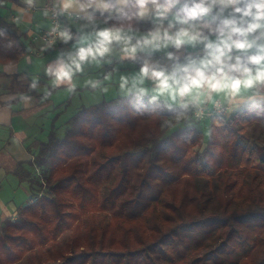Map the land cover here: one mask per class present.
<instances>
[{
  "label": "trees",
  "instance_id": "1",
  "mask_svg": "<svg viewBox=\"0 0 264 264\" xmlns=\"http://www.w3.org/2000/svg\"><path fill=\"white\" fill-rule=\"evenodd\" d=\"M0 31L2 58L27 52L1 17ZM239 108L210 117L206 137L191 105L175 114L118 97L79 108L62 137L56 115L30 168L15 171L32 201L0 225V264L45 246L51 264H264V139L249 146L237 128L264 123V106Z\"/></svg>",
  "mask_w": 264,
  "mask_h": 264
},
{
  "label": "clouds",
  "instance_id": "2",
  "mask_svg": "<svg viewBox=\"0 0 264 264\" xmlns=\"http://www.w3.org/2000/svg\"><path fill=\"white\" fill-rule=\"evenodd\" d=\"M57 3L53 14L72 17L77 27L73 31L57 24L51 29L52 42L56 37L64 44L73 42L71 50L44 69L53 89L66 86L74 92L77 74L86 66L113 64V53L118 52L119 62L139 64L134 74L119 77V90L133 107L147 100L154 109L180 114L214 97L232 103L245 94L253 108L264 106V0ZM116 71L113 67L103 79H111ZM101 83L85 81L92 89ZM37 87L34 78L31 88Z\"/></svg>",
  "mask_w": 264,
  "mask_h": 264
},
{
  "label": "crops",
  "instance_id": "3",
  "mask_svg": "<svg viewBox=\"0 0 264 264\" xmlns=\"http://www.w3.org/2000/svg\"><path fill=\"white\" fill-rule=\"evenodd\" d=\"M49 6L58 8L57 0H33L32 4L27 0H0V17L16 29L27 50L17 60L14 56L11 59L0 56V225L6 220L14 221L18 208L30 199L28 184L20 182L15 175L18 164L29 167L27 162L33 161L39 144L47 141L54 117L57 115L58 120L62 113L57 110L60 104L54 105L47 95L50 88L44 85L49 78L44 69L53 60L41 61L40 58L57 49L67 52L73 42H61L50 49L33 41L34 34L49 28ZM69 27L75 31L77 25L71 23ZM34 78L38 83L35 89L31 88ZM248 95L232 103L214 97L213 102L201 106L210 109L219 101L237 109L248 100Z\"/></svg>",
  "mask_w": 264,
  "mask_h": 264
},
{
  "label": "rangeland",
  "instance_id": "4",
  "mask_svg": "<svg viewBox=\"0 0 264 264\" xmlns=\"http://www.w3.org/2000/svg\"><path fill=\"white\" fill-rule=\"evenodd\" d=\"M71 23H74V22H66L65 26H69ZM59 44L57 46H59ZM60 53L61 52L59 49L53 50L48 54V56H46L45 58L42 57L40 58V60L45 61V60H48L49 58H52V60L54 61ZM112 59H113V64H104L100 67H97L95 65L86 66L84 73L77 74V76L74 77V83L76 84V90L74 92H69L66 86H61L58 89H53L50 83V78L44 81L45 82L44 85L50 88L49 92H51V94L49 95V97H50L51 102H53L54 105L60 104L57 110L62 111L59 119L55 121V127L57 129L58 135L62 136L64 134L67 120L79 108L91 107L101 102H113L116 98L123 97V94L119 90V77L121 75L134 74L136 71H138L139 66H137V64H133L128 61H125L123 63L119 62L118 52L113 53ZM105 66L108 67L109 69H111L112 66H115V68L117 69V71L113 73L111 79L109 80L103 79L104 76L109 72V71L106 72ZM89 79L100 80L102 83L98 88L92 89L90 86L85 84V81ZM146 86H150V85L146 84ZM226 107H228L229 112L227 111L224 115H215V116L222 117L225 115H229L231 112L236 110V108H232L229 106H226ZM200 108L209 109L206 106H201ZM193 118L196 120L197 123H199V125H201V127L203 128V134L206 137L208 133L209 125L211 123L210 118L206 117L201 120L199 118L197 119L194 115V112H193ZM239 127L240 128L242 127L244 129V135L247 138H249L250 140L249 146H251L253 143L251 142L252 139L254 140L264 139V123H262L261 121H258L255 119H249V121L245 125H241V126L237 125V128ZM118 138H119L120 144L125 142V138H121V135ZM127 138H130V137L126 136V140ZM90 169L92 171V168ZM94 183L98 184L97 180H94L93 184ZM96 189L100 190L99 188H96ZM28 200L29 201L26 204H29L32 201L31 198ZM74 202H75V205L73 206V209L76 212L75 214H78L79 202L77 200H75ZM16 219L17 217L15 218V220ZM86 219H88V217H81V219L76 220L75 222H72L71 225H69L70 227L68 231L56 241L58 248H60L61 250H65L66 245L71 243V241L74 240V238L76 237V233L72 234L73 230L75 229L77 232H81L84 228L83 222ZM37 249L34 248L32 250H29V252L25 254V256L23 257L21 261L14 262L12 264H51L52 260H50L48 256H45L48 250L50 249V246H45L43 249H40V250H37ZM42 251H45V255L44 256L42 255L40 257L39 253L42 254ZM3 254L4 253L2 251L1 258L3 257Z\"/></svg>",
  "mask_w": 264,
  "mask_h": 264
},
{
  "label": "built area",
  "instance_id": "5",
  "mask_svg": "<svg viewBox=\"0 0 264 264\" xmlns=\"http://www.w3.org/2000/svg\"><path fill=\"white\" fill-rule=\"evenodd\" d=\"M54 11H58V8L56 6H49L47 8L48 12V20H49V28L40 30L33 36V41H39L43 45H45L47 48H54L57 47V45L61 42V40L56 37L55 41H53L55 34L51 32V29L59 24L61 26V29L66 25V22H73V18L68 15H54ZM229 112L228 107L223 106L220 104L219 101H216L214 106L211 109L206 108H199L195 109L194 115L198 119L203 118H210L213 115H224L226 112Z\"/></svg>",
  "mask_w": 264,
  "mask_h": 264
}]
</instances>
